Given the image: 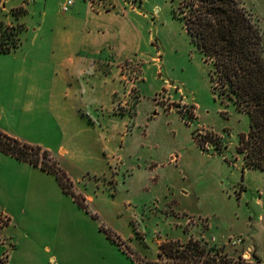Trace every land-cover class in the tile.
Masks as SVG:
<instances>
[{
	"label": "rangeland",
	"instance_id": "1",
	"mask_svg": "<svg viewBox=\"0 0 264 264\" xmlns=\"http://www.w3.org/2000/svg\"><path fill=\"white\" fill-rule=\"evenodd\" d=\"M127 1L141 11L125 16L140 42L112 55L102 53L108 61L101 66V79L109 77L110 82L98 89L99 110L103 115L106 109L112 111L105 119L114 121L117 135L104 146L100 130L87 129L70 146L74 157L65 166L93 200L88 201L89 216L58 200L64 247L88 248L94 251L92 257L105 262L107 241L105 231L99 230L103 227L120 238H132L135 246L129 251L137 264L156 259L163 239L186 242L190 237L214 245L228 257L256 262L254 252L233 242L242 237L239 233L257 238L263 228L264 171L243 170L236 150L249 117L212 90L210 65L180 18L183 0ZM244 2L264 30V0ZM16 29L0 20V39ZM90 74L87 69L84 77ZM108 88L114 90L112 95H106ZM0 123L12 136H44L13 118ZM193 134L206 138L204 150ZM0 185L9 193H26L29 202L36 203L35 187L21 169L0 164ZM0 213H5L1 203Z\"/></svg>",
	"mask_w": 264,
	"mask_h": 264
},
{
	"label": "crops",
	"instance_id": "2",
	"mask_svg": "<svg viewBox=\"0 0 264 264\" xmlns=\"http://www.w3.org/2000/svg\"><path fill=\"white\" fill-rule=\"evenodd\" d=\"M64 2L0 1V20L19 29L17 46L0 52V121L13 118L36 133L44 134L43 137L15 136L48 150L57 167L68 177L72 189L88 206L93 196L77 186L65 166L74 157L70 146L87 129L100 130L104 146L116 137L114 121L105 119V114L112 111L106 109L103 115L98 106V89L102 83L110 82L109 77L101 79V66L108 61L103 59L102 53L112 55L114 51L140 42L139 34L128 29L125 16L141 11L130 7L127 0H122L119 6L111 0L95 5L88 0H73L62 10ZM18 7L22 10L14 13L13 9ZM27 17L33 19L29 21ZM87 69L92 77H84ZM113 93L112 88L106 90V95ZM0 129L10 133L2 123ZM0 164L17 167L28 174L35 187L33 198L36 200L32 204L26 193H9L6 186L0 185V203L8 218L7 224L0 228V264H134L133 255H128L105 232L107 242L102 252L107 256L105 262L92 257L94 251L88 248L67 251L58 200L67 201L74 209L78 207L87 216L91 212L63 190L54 173L39 165L17 159L1 149ZM261 218L263 228L257 238L249 236L248 232L238 235L243 237L244 247L264 263V215ZM99 230L102 231L100 227ZM120 239L124 245L135 246L131 237Z\"/></svg>",
	"mask_w": 264,
	"mask_h": 264
},
{
	"label": "trees",
	"instance_id": "3",
	"mask_svg": "<svg viewBox=\"0 0 264 264\" xmlns=\"http://www.w3.org/2000/svg\"><path fill=\"white\" fill-rule=\"evenodd\" d=\"M180 18L191 42L210 65L212 90L230 99L237 110L249 117L248 129L239 133L236 150L242 155L245 168L264 171V30L259 18L244 0H183ZM18 28L0 39V52L17 46ZM11 36V44L8 42ZM201 149L206 138L192 135ZM0 149L17 159L39 165L55 174L63 190L71 193L84 208V198L72 189L66 174L57 167L50 152L0 130ZM217 150L220 147H216ZM107 237L130 255L129 246L113 232ZM134 259V258H133ZM134 259V264H137ZM144 264H264L228 257L223 250L190 237L186 242L165 240L159 245L157 258Z\"/></svg>",
	"mask_w": 264,
	"mask_h": 264
},
{
	"label": "built area",
	"instance_id": "4",
	"mask_svg": "<svg viewBox=\"0 0 264 264\" xmlns=\"http://www.w3.org/2000/svg\"><path fill=\"white\" fill-rule=\"evenodd\" d=\"M1 1V0H0ZM92 5H95L94 3H96L94 0H90L89 1ZM73 3V0H65V2L62 5V10H66L71 4ZM8 222V218L7 215L4 213H0V228H2L3 226H5ZM1 239V237H0ZM234 243H243V237H238L236 239L233 240ZM246 251H251L249 248H245ZM243 256H247L245 254H242Z\"/></svg>",
	"mask_w": 264,
	"mask_h": 264
}]
</instances>
